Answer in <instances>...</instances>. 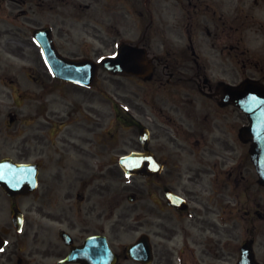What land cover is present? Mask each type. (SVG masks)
<instances>
[{"label":"flooded vegetation","instance_id":"flooded-vegetation-1","mask_svg":"<svg viewBox=\"0 0 264 264\" xmlns=\"http://www.w3.org/2000/svg\"><path fill=\"white\" fill-rule=\"evenodd\" d=\"M172 1L197 23L211 11L215 27L209 38L187 29L178 47L140 44L152 70L138 113L132 97L129 109L119 99L106 106L100 82H64L43 65L34 29L50 25L41 16L53 20L55 0H0V160L37 173L33 190L10 193L24 172L3 171L0 264H264V182L243 134L248 117L224 91L264 63L249 55L244 32L229 50L215 44L220 25L239 30L264 0ZM143 126L162 167L145 177L143 219L121 225L119 131L139 138ZM142 238L150 258L146 245L129 251Z\"/></svg>","mask_w":264,"mask_h":264},{"label":"rangeland","instance_id":"rangeland-1","mask_svg":"<svg viewBox=\"0 0 264 264\" xmlns=\"http://www.w3.org/2000/svg\"><path fill=\"white\" fill-rule=\"evenodd\" d=\"M172 5H157L153 4V8L150 11V18L154 19L153 30L156 33H164L166 36L172 37L171 40L178 41V34H180L181 26L175 25L180 18L182 23L188 17L187 11L179 6L171 8ZM146 10H148V4H146ZM137 9L145 16L146 19H142L137 15ZM56 20H55V35L59 43L60 48L72 56H92L101 58L104 55L112 54L116 51L119 44L125 40H145L143 29L145 26L138 25L137 20L131 19L127 23V20L131 18V14L141 20L147 22L148 16L144 9L139 10L135 6V0H56ZM255 11V10H254ZM208 14L203 12L202 15ZM256 14V11H255ZM208 16V15H207ZM181 22V21H179ZM202 21V24L192 25L194 27V33L203 34L206 36L207 29L215 27L212 22ZM167 24H171L167 26ZM173 24V25H172ZM174 28L175 34H169L168 28ZM224 29L222 30V28ZM219 33H223L224 37H221L218 41V48L227 46L226 39L237 40L235 30L230 26H222ZM178 29V31H177ZM183 32H185L182 26ZM244 33L247 35L249 42H245V46L248 47L249 53L254 56H260L263 61L264 55V16L255 15L253 21L248 25L245 22L243 27ZM151 31V30H150ZM142 34V35H139ZM220 35L218 36V38ZM217 38V39H218ZM220 40L222 41L221 44ZM257 58V57H254ZM260 61V60H259ZM260 61V62H261ZM102 91L104 93L103 98L105 104H111L110 98L121 99V101L128 103L131 97L137 104L136 109L138 113L144 111V93L143 88L140 85H136L134 81L129 79L126 75H114L106 70L102 69L101 79ZM136 89L140 94L137 95L134 92ZM107 99V100H106ZM111 128L106 130V138L108 139L110 134L107 131H111ZM119 139V155L129 153L133 148H141L138 136L131 138L133 131H125L120 129ZM136 137V140H135ZM118 155V151H114ZM115 155L116 157H118ZM119 182L120 190V214L121 225L136 224L135 220L143 219L144 216V203H145V178L143 176L128 177L125 175L121 167L113 174ZM130 194L136 195L137 202H130L128 196ZM139 206V207H137Z\"/></svg>","mask_w":264,"mask_h":264},{"label":"water","instance_id":"water-1","mask_svg":"<svg viewBox=\"0 0 264 264\" xmlns=\"http://www.w3.org/2000/svg\"><path fill=\"white\" fill-rule=\"evenodd\" d=\"M43 46L47 48L48 41H41ZM137 48L122 45L116 56L107 57L103 60L104 65L111 70L131 71L132 65L137 67V73L141 72V62L143 56L136 55ZM52 56V54H51ZM58 67L57 74L63 78L89 83L94 80L97 73L96 64L89 60H70L60 57L56 54V58H52ZM239 104L243 106L251 117L252 125L248 127V134L257 138L258 149H264V87L258 84L246 85L237 91ZM242 99V101H240ZM257 149V148H256ZM149 151L145 153H133L121 159L122 166L128 174L145 173L142 165ZM151 155V154H150Z\"/></svg>","mask_w":264,"mask_h":264},{"label":"snow or ice","instance_id":"snow-or-ice-1","mask_svg":"<svg viewBox=\"0 0 264 264\" xmlns=\"http://www.w3.org/2000/svg\"><path fill=\"white\" fill-rule=\"evenodd\" d=\"M3 249H0V251H2Z\"/></svg>","mask_w":264,"mask_h":264}]
</instances>
